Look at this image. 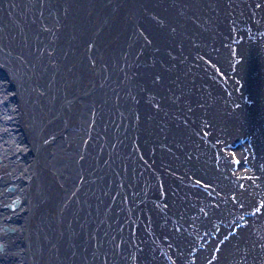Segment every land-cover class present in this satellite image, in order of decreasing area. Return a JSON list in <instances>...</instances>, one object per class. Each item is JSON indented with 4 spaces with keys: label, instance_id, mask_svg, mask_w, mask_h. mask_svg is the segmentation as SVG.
<instances>
[{
    "label": "bare ground",
    "instance_id": "obj_1",
    "mask_svg": "<svg viewBox=\"0 0 264 264\" xmlns=\"http://www.w3.org/2000/svg\"><path fill=\"white\" fill-rule=\"evenodd\" d=\"M0 10V264H264V0ZM102 92L131 170L72 156L107 158Z\"/></svg>",
    "mask_w": 264,
    "mask_h": 264
},
{
    "label": "water",
    "instance_id": "obj_2",
    "mask_svg": "<svg viewBox=\"0 0 264 264\" xmlns=\"http://www.w3.org/2000/svg\"><path fill=\"white\" fill-rule=\"evenodd\" d=\"M29 6L31 7L32 5H29ZM0 15L1 17H3L2 10H0ZM27 16L30 18L29 14ZM24 35L25 36L23 37L26 39V45L30 44L31 42H29V39L31 37L26 34ZM99 99L100 101L105 100L107 104V108L103 111V114L107 113V116L103 115L102 117L103 122L101 121V124L103 125L102 131L104 134H103V138L101 139V143H100L101 148L99 149L101 153L103 151H107V154H108L107 158L106 160L94 159L93 158L94 155L98 153L99 151H96V150L93 151V150L96 147L98 148V146H94V145L85 146L84 144L80 146L78 145V147L76 148H75V145L72 147L71 153H73L72 156L74 158V161H76V159L80 157H83L85 160H87L88 165H85V164L80 165L81 168H83V170L90 167V164H95L96 166L98 161H99L98 164L101 169L107 167L108 169L112 170V168L116 166H120L123 162L124 166L128 170H131L134 166H136L135 151H143V148L141 147L139 148V146H137L136 144V140L134 139V136L136 135L133 132L135 128V121H136L135 112L136 111L133 108H131L130 105H126L125 102H122L119 104L117 103L116 107H114V104L111 105L108 101L109 99L111 101L112 99L114 100V96L113 94L110 95L109 92L100 93ZM125 99H127V97ZM92 151L94 154L92 153ZM91 158H93L92 161H91ZM143 163L145 164V162ZM103 165H106V167H104ZM131 178L132 176H129L128 174L127 177L126 176L121 177V180L125 181V180H130ZM130 186L128 189L122 190V193L126 197H128L127 194L129 195ZM11 207L14 208L13 206Z\"/></svg>",
    "mask_w": 264,
    "mask_h": 264
},
{
    "label": "rangeland",
    "instance_id": "obj_3",
    "mask_svg": "<svg viewBox=\"0 0 264 264\" xmlns=\"http://www.w3.org/2000/svg\"><path fill=\"white\" fill-rule=\"evenodd\" d=\"M0 134H1V132H0ZM1 208H2V210L5 211V212H9V211H10L9 209H6V208H4V207H1Z\"/></svg>",
    "mask_w": 264,
    "mask_h": 264
},
{
    "label": "flooded vegetation",
    "instance_id": "obj_4",
    "mask_svg": "<svg viewBox=\"0 0 264 264\" xmlns=\"http://www.w3.org/2000/svg\"><path fill=\"white\" fill-rule=\"evenodd\" d=\"M1 136H2V134H1Z\"/></svg>",
    "mask_w": 264,
    "mask_h": 264
}]
</instances>
